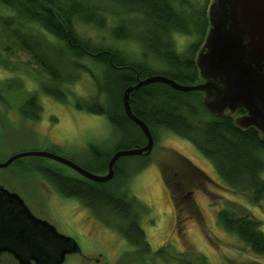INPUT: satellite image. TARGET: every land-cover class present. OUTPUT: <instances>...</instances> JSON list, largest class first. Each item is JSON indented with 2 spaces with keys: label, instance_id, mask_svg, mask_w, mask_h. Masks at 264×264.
Instances as JSON below:
<instances>
[{
  "label": "trees",
  "instance_id": "trees-1",
  "mask_svg": "<svg viewBox=\"0 0 264 264\" xmlns=\"http://www.w3.org/2000/svg\"><path fill=\"white\" fill-rule=\"evenodd\" d=\"M212 0H0L8 14L0 16L2 51L27 54L47 77L40 90L60 103L74 96L70 87L82 73L92 79L95 92L88 98L74 97L78 111L104 116L117 139L110 150L90 146L91 158L99 175L108 172V163L117 150L139 149L146 145L141 129L126 115L124 91L139 80L164 76L182 85H199L201 77L196 58L201 51L210 24L208 9ZM88 26L107 31L108 38L92 42L78 31ZM193 36L182 53L175 49L173 34ZM105 39V40H104ZM137 42V53L127 52L118 43ZM0 61L6 68V59ZM89 64V65H88ZM17 70V69H16ZM216 83L205 92H179L163 83H152L131 92L133 114L149 128L154 146L160 129L188 140L208 159L225 187L244 195L253 205L264 202V140L254 127L242 128L235 119L246 113L238 107L234 115L216 116L206 101L222 92ZM0 100H3L0 94ZM23 118L38 120L42 111L35 94L18 108ZM153 146V147H154ZM52 153V152H51ZM147 157L146 155H141ZM134 157V156H128ZM114 166V176L106 183L82 176L67 175L62 168L39 164L37 172L65 198L77 199L91 216L105 227L118 232L135 247L144 264L156 259L171 264H194L172 256L169 246L152 252L139 220L148 211L127 186L131 176L124 172L125 159ZM179 167L163 165V181L173 202L177 225L192 218L195 208L192 193L209 177L179 156ZM210 182V181H209ZM239 205H230L216 213L218 224L236 236L246 251L264 259V233L261 222ZM183 216V217H182ZM171 259V260H170ZM170 260V261H168ZM196 264H207L202 256ZM225 264H264L257 260H226Z\"/></svg>",
  "mask_w": 264,
  "mask_h": 264
},
{
  "label": "rangeland",
  "instance_id": "rangeland-1",
  "mask_svg": "<svg viewBox=\"0 0 264 264\" xmlns=\"http://www.w3.org/2000/svg\"><path fill=\"white\" fill-rule=\"evenodd\" d=\"M7 14L8 11L0 7V16ZM78 31L92 42L108 38L107 31H97L88 26H79ZM1 35L0 32V43H3ZM172 38L179 53L194 39L193 36L178 33L173 34ZM117 45L127 52L139 51L137 42ZM0 52L1 59H6L7 63L5 68L0 61V94L3 98L0 100V163L21 153L52 152L99 175L91 158L90 146L102 151L110 150L117 139L112 135V127L104 116L91 115L74 108V97L88 99L94 94L90 76L82 73L77 83L70 87L74 96L69 95L67 103H60L40 90L39 83L47 82V77L27 54L18 50L12 55L5 53L1 44ZM32 94L36 95L42 108L38 120L23 118L18 111ZM179 156L204 172L210 181L200 183L193 191V217L185 220L180 227L161 173L163 165L179 167ZM262 158L264 160V153ZM47 163L62 168L69 176L80 177L77 172L55 161L30 156L0 169V186L17 193L36 217L46 220L61 235L77 244L79 252L68 254L63 264H144L139 260L135 247L122 235L94 219L77 199L61 196L39 175L37 166ZM124 172L131 176L127 186L129 195L148 211L141 216L139 224L152 252L169 246L170 255L177 257L179 253H184L182 258L194 264L197 263L194 260L196 256H203L207 264H225L228 259L264 263L263 258L246 251L236 236L225 232L216 219L219 209L237 204L239 209L246 210L261 222L264 233V202L256 206L246 196L229 191L218 178L211 162L188 140L160 129L148 158H126ZM262 177L264 179V172ZM12 244L8 240L2 247L11 249ZM155 262L171 264L160 259ZM0 264L17 262L6 251L0 258Z\"/></svg>",
  "mask_w": 264,
  "mask_h": 264
},
{
  "label": "water",
  "instance_id": "water-1",
  "mask_svg": "<svg viewBox=\"0 0 264 264\" xmlns=\"http://www.w3.org/2000/svg\"><path fill=\"white\" fill-rule=\"evenodd\" d=\"M209 30L196 63L201 77L199 85H182L164 76H151L128 87L123 94L124 111L146 137L139 149L117 150L108 163L105 175H95L74 162L51 152H27L13 155L0 163L9 167L23 157H41L62 164L80 176L106 183L114 176V166L123 157L150 155L154 146L147 125L136 117L130 107L131 92L152 83H163L179 92H205L219 84L222 92L206 101L216 116L234 115L238 107L245 111L237 117L242 127H254L264 140V0H212L208 9ZM10 240L13 248L2 247ZM9 252L17 264H63L65 257L79 252L77 244L61 235L46 220L36 217L15 192L0 186V258Z\"/></svg>",
  "mask_w": 264,
  "mask_h": 264
}]
</instances>
